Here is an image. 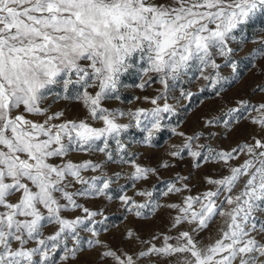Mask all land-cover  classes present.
I'll return each instance as SVG.
<instances>
[{"label":"snow or ice","instance_id":"snow-or-ice-1","mask_svg":"<svg viewBox=\"0 0 264 264\" xmlns=\"http://www.w3.org/2000/svg\"><path fill=\"white\" fill-rule=\"evenodd\" d=\"M259 15L264 0H0V264H89L81 262L88 250L97 256L91 264L109 258L112 264L144 258L145 264H264V86L251 92L262 94L259 102L224 98L226 86L242 79L238 50ZM246 56L264 75V39ZM134 66L142 73L139 87L160 85L144 97L150 106L107 107L120 99L121 77ZM54 87L63 93L56 99L82 105V118L46 106ZM198 93L218 100L199 118V129L189 134L167 123ZM244 123L252 131L234 146H212ZM132 128L143 133L137 143L148 147L168 129L181 138L170 145V158L186 153L193 168L212 164L220 171L205 176L206 187L196 194L189 176L169 181L163 195L181 197L165 205L175 212L170 231L176 234L128 255L99 239L97 226L106 217L79 199H118L135 217L160 207L152 191L136 189L148 197L142 203L112 195L114 184L124 191L122 178L135 189L172 166L129 159ZM74 154L102 159L76 161ZM76 212L82 215H66Z\"/></svg>","mask_w":264,"mask_h":264},{"label":"rangeland","instance_id":"rangeland-1","mask_svg":"<svg viewBox=\"0 0 264 264\" xmlns=\"http://www.w3.org/2000/svg\"><path fill=\"white\" fill-rule=\"evenodd\" d=\"M255 29L249 28L248 34L245 37L247 41L246 45L242 46L238 50V58L240 65V75L242 79L233 82L230 86H226L224 94L225 100H229L232 97L238 98H250L252 102H259L262 99V94L257 92L252 95V90L256 85L264 86V75L260 74L258 67H255V61L250 56H246L250 50L256 48L261 39H264V31H260L259 26L264 25V15H259L255 20ZM260 63H264L261 60ZM226 70V74H227ZM142 73L139 72L138 66H134L129 72L125 73L121 77V88H120V99L107 102L106 106L109 108L119 107L124 111L135 110L136 108L143 107L147 108L150 105L144 100V97H152L157 93L160 88L158 83L149 81L144 85L143 88L139 87L143 80L141 79ZM146 79V78H145ZM56 93H62V89L54 87L52 89V95L49 96L45 102L46 106H49L52 111H64L67 118L75 119L82 118L84 115V109L82 105L75 101H65L62 99H56ZM198 99L190 102L189 105L184 108L177 106V115L171 118V126L179 124L180 129L186 133H191L193 130H197L201 126V120L204 113L214 109L218 103L216 99H208L207 94H197ZM203 100V106L200 105L199 101ZM252 131V127L248 123L241 124L235 132L225 135L221 133L218 140L212 141V146L218 149H229L234 146L235 143L247 136V133ZM143 133L139 130L132 128L129 130L126 136L127 151L132 156L129 159L135 158L137 162L143 166L158 167L163 160H168L169 164L172 165L169 168H159L158 175H152L148 180L143 182H136L135 189L133 188L132 182L121 179L118 181L119 185H122L124 191L121 192L117 185H113L111 192L114 197H118L122 194L132 196L137 202H144L148 197H141L135 195L136 189L141 191H152L153 197L152 202L158 203L160 207L153 211L144 210V214L141 217H135L134 214L125 212L124 209L119 207V200L115 199L113 202H108L106 199H83L80 198L79 202L84 204L91 210H101L106 217L103 225H98L100 231L99 239L105 241L109 247L120 253H127L133 255L134 253L145 250L149 244H157L158 246L162 243V236L164 234L175 235L176 230L170 231V217L175 215V212L165 207L167 203H179L181 197L176 194L163 195L167 189V183L174 180L177 174L180 176H189L190 179L187 183L192 187V194H196L202 190L206 185L204 184L203 178L205 176L216 177L220 171L212 164L202 166L199 169L192 167V160L183 153V159H172L168 156L170 151V145L180 144L181 138L173 135L168 129L162 130L157 134L154 146L148 147L143 144L137 143L142 140ZM73 160H82L92 158L95 161L102 159L100 154L89 155L87 154H74L71 157ZM109 170H123V172L131 171L128 165H115L109 164ZM93 173H87L86 175H92ZM223 174V173H221ZM66 215H82L80 212L66 213ZM97 219H101L98 217ZM107 228V231L103 229ZM128 230H132L133 236L128 237ZM82 236L88 237V233H82ZM153 236L159 237L160 239L153 240ZM174 243V241H173ZM153 259H155L153 257ZM163 259V258H162ZM97 256L95 251L88 250L81 256V262L96 261ZM147 258L141 262L145 264ZM80 264V262H78ZM100 264H112L111 259L102 260Z\"/></svg>","mask_w":264,"mask_h":264}]
</instances>
